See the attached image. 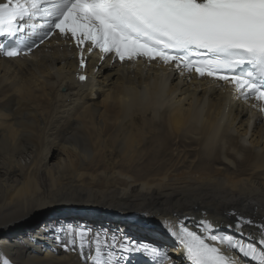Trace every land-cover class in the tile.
<instances>
[{
	"label": "bare ground",
	"instance_id": "obj_1",
	"mask_svg": "<svg viewBox=\"0 0 264 264\" xmlns=\"http://www.w3.org/2000/svg\"><path fill=\"white\" fill-rule=\"evenodd\" d=\"M53 45L29 61H0V264H83L77 252L57 247L55 230L68 226L166 247L177 264L168 221L196 229L205 219L234 239L257 243L255 228L241 234L225 225L233 213L264 222V116L227 90L166 67L94 61L82 73L71 51ZM61 204L104 215L90 220L65 211L33 233L3 232ZM108 212L125 218L113 220ZM133 220L161 227L144 230ZM87 230L94 238L85 233L92 250L84 252L94 253L96 234ZM100 249L102 256H119L106 255L104 244Z\"/></svg>",
	"mask_w": 264,
	"mask_h": 264
},
{
	"label": "snow or ice",
	"instance_id": "obj_2",
	"mask_svg": "<svg viewBox=\"0 0 264 264\" xmlns=\"http://www.w3.org/2000/svg\"><path fill=\"white\" fill-rule=\"evenodd\" d=\"M33 18L44 21L38 34L33 29L35 39L23 35ZM54 34L75 42L80 68L85 67V48L89 54L99 49L102 61L111 55L121 62H156L180 74L194 70L230 85L234 99L264 104V0H0V37L7 43L6 50L0 44V55H28ZM77 78L87 80L83 74ZM259 110L264 113V106ZM233 215L234 222L225 227L241 234L255 228L256 244L234 239L205 219L196 229L171 221L164 227L184 264H241L234 253L264 264V222ZM88 231L57 228V247L77 252L83 264H131L134 254L144 255L149 264H177L166 247L123 235L118 240L115 233L109 241L107 232L103 240L96 233L95 251L86 254ZM101 244L119 256H102Z\"/></svg>",
	"mask_w": 264,
	"mask_h": 264
},
{
	"label": "rangeland",
	"instance_id": "obj_3",
	"mask_svg": "<svg viewBox=\"0 0 264 264\" xmlns=\"http://www.w3.org/2000/svg\"><path fill=\"white\" fill-rule=\"evenodd\" d=\"M62 90H61V92H63ZM22 157H24V155ZM57 158L56 159H52L49 162V164L52 163V165L54 166L56 164V162H57ZM25 161H27L26 157H24V160L20 159V162L22 164ZM64 205H69V204H61L58 207H62V206L63 207H69V206H64ZM79 206H81V205H79ZM87 206H90V205L87 204ZM58 207H52V208H49V209L42 210L44 212H42L43 214L41 213L42 216L40 218L38 216L39 212H36V213L32 212L31 214H29L26 217V219L18 221V222L14 223V224H11L6 230H3V232L4 233H9L11 235H16L15 237H17V236L21 237L22 234H20V233H22V232H26L27 231V232H32L33 233L35 231H38L42 227H45L47 225L49 226L52 220H54L56 217L60 216L61 213L65 212V211H71L73 213H76V212L78 213V211L75 212L72 209H66V210H62L61 212H58L57 214H54L55 216L54 215L51 216L48 221H44L45 214L49 213L51 211V209H55V208H58ZM108 213H111V214H109V216H106V217L113 218V220H116V221H122V220H119V218H121V217L125 218L123 215H119V214L114 213V212H108ZM100 214H103V213L100 212ZM95 216H98V215H95ZM131 222L135 223L140 229H144V230H154V229H158L159 227H161L160 225H157L156 223L153 224V223H148V222H143V221L139 222V220H133ZM3 237H4V234H1L0 238H3Z\"/></svg>",
	"mask_w": 264,
	"mask_h": 264
},
{
	"label": "water",
	"instance_id": "obj_4",
	"mask_svg": "<svg viewBox=\"0 0 264 264\" xmlns=\"http://www.w3.org/2000/svg\"><path fill=\"white\" fill-rule=\"evenodd\" d=\"M67 208H74L75 210H79V211H83V212H89V213H94V214H100L101 211H98L96 208L94 207H82V206H77V205H72L70 207ZM63 210V207H58L55 209H51V211L47 214H45L44 216V220H48L51 216H53L54 214H57L58 212H61Z\"/></svg>",
	"mask_w": 264,
	"mask_h": 264
}]
</instances>
